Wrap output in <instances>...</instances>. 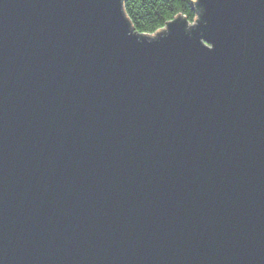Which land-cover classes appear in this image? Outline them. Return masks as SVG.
Returning a JSON list of instances; mask_svg holds the SVG:
<instances>
[{
	"label": "water",
	"instance_id": "obj_1",
	"mask_svg": "<svg viewBox=\"0 0 264 264\" xmlns=\"http://www.w3.org/2000/svg\"><path fill=\"white\" fill-rule=\"evenodd\" d=\"M123 1L0 0V264H264V0Z\"/></svg>",
	"mask_w": 264,
	"mask_h": 264
},
{
	"label": "trees",
	"instance_id": "obj_2",
	"mask_svg": "<svg viewBox=\"0 0 264 264\" xmlns=\"http://www.w3.org/2000/svg\"><path fill=\"white\" fill-rule=\"evenodd\" d=\"M195 2L196 0H124L123 7L137 32L154 34L179 15L195 22L198 18Z\"/></svg>",
	"mask_w": 264,
	"mask_h": 264
},
{
	"label": "rangeland",
	"instance_id": "obj_3",
	"mask_svg": "<svg viewBox=\"0 0 264 264\" xmlns=\"http://www.w3.org/2000/svg\"><path fill=\"white\" fill-rule=\"evenodd\" d=\"M162 30H160L159 32H161ZM159 32H157V33H154V34H152L151 36H156Z\"/></svg>",
	"mask_w": 264,
	"mask_h": 264
}]
</instances>
